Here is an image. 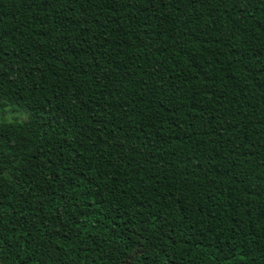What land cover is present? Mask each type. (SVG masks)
I'll list each match as a JSON object with an SVG mask.
<instances>
[{"label": "trees", "instance_id": "16d2710c", "mask_svg": "<svg viewBox=\"0 0 264 264\" xmlns=\"http://www.w3.org/2000/svg\"><path fill=\"white\" fill-rule=\"evenodd\" d=\"M0 264H264V0H0Z\"/></svg>", "mask_w": 264, "mask_h": 264}, {"label": "rangeland", "instance_id": "374dc122", "mask_svg": "<svg viewBox=\"0 0 264 264\" xmlns=\"http://www.w3.org/2000/svg\"><path fill=\"white\" fill-rule=\"evenodd\" d=\"M26 117V111L14 109L11 106H6L0 112V120H21ZM148 246L146 239L134 230L123 238L99 264H130L134 257L146 250Z\"/></svg>", "mask_w": 264, "mask_h": 264}]
</instances>
